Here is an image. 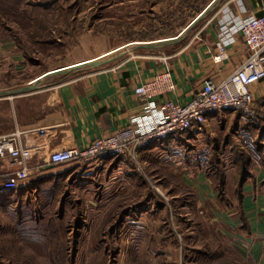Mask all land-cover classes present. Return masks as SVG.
<instances>
[{
    "label": "rangeland",
    "instance_id": "rangeland-1",
    "mask_svg": "<svg viewBox=\"0 0 264 264\" xmlns=\"http://www.w3.org/2000/svg\"><path fill=\"white\" fill-rule=\"evenodd\" d=\"M211 1H123L115 21L120 34L150 42L185 27ZM248 1L235 0L239 11L226 6L222 18L252 14ZM250 1L264 12V0ZM258 95L253 112L217 111L175 135L182 141L166 146V161L109 155L104 163L73 162L58 184L5 191L0 264H253L239 253L238 237L249 233L239 200L254 166H264V93ZM251 239L264 250L260 235Z\"/></svg>",
    "mask_w": 264,
    "mask_h": 264
},
{
    "label": "crops",
    "instance_id": "crops-1",
    "mask_svg": "<svg viewBox=\"0 0 264 264\" xmlns=\"http://www.w3.org/2000/svg\"><path fill=\"white\" fill-rule=\"evenodd\" d=\"M123 1L134 5L141 0H0V34L6 36L0 37V91L26 86L35 77L56 68L104 60L96 67L67 69L58 80L53 78L55 75L47 83V77L40 79L31 92L0 96V136H11L15 145L32 153L26 161L32 173L18 185L20 192L26 194L58 184L62 174L72 168V163L47 165L49 153L83 147L95 137L129 124L132 116L142 112L144 103L134 89L158 72L169 71L175 82V90L159 100L184 103L201 88L205 78L222 80L248 54L240 35L235 33L226 48L228 58L213 59L223 35L219 24L224 20L226 6L233 7V12L239 11L238 6L234 8L235 0L219 3V8H212L181 38L155 47L135 45L140 43L135 37L120 34L124 30L115 21V9L123 7ZM248 3L245 11L260 15L252 1ZM152 8L149 5L148 9ZM185 27L150 42L174 37ZM11 31L15 36H7ZM252 89L255 97L262 95L264 81ZM181 137L151 141L138 148V156L147 159L158 154L166 161L170 156L166 146ZM108 157L104 156L101 162ZM16 167L0 159V175ZM90 169L98 172L93 166ZM253 171L254 180L242 186L244 197L242 202L239 200L245 223L248 222L244 230L249 231L243 238L238 237L242 249L239 253L253 264H264L263 242L251 239L255 234L264 241V166H254ZM70 176L71 173L67 177ZM5 195L0 176V197ZM253 215L259 219L254 225Z\"/></svg>",
    "mask_w": 264,
    "mask_h": 264
},
{
    "label": "built area",
    "instance_id": "built-area-1",
    "mask_svg": "<svg viewBox=\"0 0 264 264\" xmlns=\"http://www.w3.org/2000/svg\"><path fill=\"white\" fill-rule=\"evenodd\" d=\"M219 27L220 35H223L216 44L214 60L228 58L226 48L235 33L240 35L248 51L245 59L226 77L220 81L205 78L192 98L181 103L159 100L175 90L171 73L160 71L134 89L135 95L144 103L142 112L132 116L129 124L97 136L83 147L53 151L48 154L46 164L96 162L109 155L136 159L141 146L198 127L213 112L227 109L246 114L253 112L252 107L258 100L252 88L264 81V12L238 18L228 15ZM31 155L29 150L15 145L11 136H0V159L17 166L0 175L5 191L17 188L32 173V168L26 164Z\"/></svg>",
    "mask_w": 264,
    "mask_h": 264
},
{
    "label": "water",
    "instance_id": "water-1",
    "mask_svg": "<svg viewBox=\"0 0 264 264\" xmlns=\"http://www.w3.org/2000/svg\"><path fill=\"white\" fill-rule=\"evenodd\" d=\"M220 0H212L206 7H204V9H202L200 11V13H198L188 24L187 26L176 36L171 37V38H166V39H162V40H158L157 42H140L139 44H135V45H139L141 47H155L158 45H163V44H167L170 42H173L179 38H181L183 35H185L199 20H201L202 18H204L208 12L210 10H212V8H214V6L216 5L217 2H219ZM157 44V45H156ZM104 62V60H94V61H89V62H78L75 63L73 65L70 66H65V67H60V68H56L54 70H50L48 72H45L37 77H35L34 79H32L30 81V83L26 86H22L13 90H10L9 92H5V91H0V96L6 95V94H24L27 92H31L32 90L36 89L38 86H36L35 82H37L40 79H44L47 76H51V75H56V74H63L66 73L67 69H73L76 67H80L81 65H86V66H92V67H96L101 65ZM85 63V64H84Z\"/></svg>",
    "mask_w": 264,
    "mask_h": 264
},
{
    "label": "trees",
    "instance_id": "trees-1",
    "mask_svg": "<svg viewBox=\"0 0 264 264\" xmlns=\"http://www.w3.org/2000/svg\"><path fill=\"white\" fill-rule=\"evenodd\" d=\"M260 14H262V13H260ZM223 179H224V175H221V181H223ZM243 181V180H242ZM241 181V182H242Z\"/></svg>",
    "mask_w": 264,
    "mask_h": 264
}]
</instances>
